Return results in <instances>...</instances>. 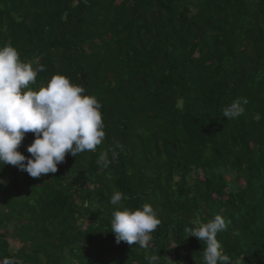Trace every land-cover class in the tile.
Returning <instances> with one entry per match:
<instances>
[{"label":"trees","instance_id":"obj_1","mask_svg":"<svg viewBox=\"0 0 264 264\" xmlns=\"http://www.w3.org/2000/svg\"><path fill=\"white\" fill-rule=\"evenodd\" d=\"M9 44L44 66L32 88L60 73L96 97L105 138L39 178L0 165L1 264H203L185 229L217 214L231 221L223 252L264 264V0H0ZM241 97L244 112L225 118ZM115 191L156 212L147 249L116 243Z\"/></svg>","mask_w":264,"mask_h":264},{"label":"clouds","instance_id":"obj_2","mask_svg":"<svg viewBox=\"0 0 264 264\" xmlns=\"http://www.w3.org/2000/svg\"><path fill=\"white\" fill-rule=\"evenodd\" d=\"M43 70L38 61L21 60L10 44L0 47V165L16 166L33 178L56 173L67 154L77 157L95 151L105 138L102 106L96 97L85 95L83 86L60 73L32 88ZM247 103L246 97L237 98L223 108V116L239 117ZM27 133L35 137L27 147L29 156L19 151ZM118 149L124 150L119 141L99 153L96 165L101 171L117 159ZM123 199L126 197L120 191L111 196L110 203L116 207L110 231L117 244L123 241L147 249L160 220L151 204L132 209L121 203ZM230 223L217 214L206 223L185 229L204 243L203 264H240L239 259L233 261L223 252L217 239ZM160 256L157 253L146 259L149 264H159ZM5 264L15 261L6 260Z\"/></svg>","mask_w":264,"mask_h":264},{"label":"rangeland","instance_id":"obj_3","mask_svg":"<svg viewBox=\"0 0 264 264\" xmlns=\"http://www.w3.org/2000/svg\"><path fill=\"white\" fill-rule=\"evenodd\" d=\"M29 156V155H28ZM10 242H11V245H12V248L13 249H16L18 246H19V243L18 241H13L10 239ZM1 264V263H0Z\"/></svg>","mask_w":264,"mask_h":264}]
</instances>
